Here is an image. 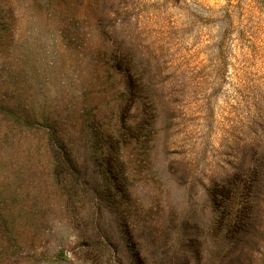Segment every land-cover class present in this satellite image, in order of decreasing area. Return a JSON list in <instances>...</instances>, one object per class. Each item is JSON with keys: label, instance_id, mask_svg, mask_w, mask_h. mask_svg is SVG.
I'll use <instances>...</instances> for the list:
<instances>
[{"label": "rangeland", "instance_id": "obj_1", "mask_svg": "<svg viewBox=\"0 0 264 264\" xmlns=\"http://www.w3.org/2000/svg\"><path fill=\"white\" fill-rule=\"evenodd\" d=\"M9 6L16 41L0 58V82L77 118L76 154L98 188L109 152L103 141L84 144L83 123L112 130L122 186L97 215L110 257L92 236L90 204L37 206L32 194L48 171L19 167V153L11 155L13 166L0 171V210L19 216L26 243L5 241L1 264H264V229L241 253L221 221L229 195L213 191L252 167L256 143L264 144V0H0L7 16ZM115 46L146 58L134 78L160 102L156 128L117 67Z\"/></svg>", "mask_w": 264, "mask_h": 264}, {"label": "trees", "instance_id": "obj_2", "mask_svg": "<svg viewBox=\"0 0 264 264\" xmlns=\"http://www.w3.org/2000/svg\"><path fill=\"white\" fill-rule=\"evenodd\" d=\"M14 25L15 12L12 6L8 7V16L6 11L0 7V58L4 56V52L9 53L16 41ZM123 41H128V38L125 36ZM115 48L114 61H117V67L122 70V76L128 81V85H132V83L135 85L133 92H137L140 96L141 101L144 102V108L152 109L149 114L150 125L156 128L161 120L160 102L153 96L147 100L145 86L137 83L134 78L135 67H141L142 61L146 58L142 55H135L132 58L128 52H122L121 48L118 50L117 46ZM151 69L150 67L149 73H151ZM15 84L16 82L9 78L0 82V88L5 87L10 90L9 93L0 91V114L3 117L0 119V151L6 155L4 158L3 153L0 152V171H5V168L13 166L10 156L15 153H19V167L34 169L36 172L43 169L45 172L48 171L46 172V182L32 194L33 203L45 207L51 213L52 204L66 202L77 205V202L79 204L88 202L89 209L92 211L90 217L95 220L92 236L95 238L97 247L100 246V253L112 257L113 251L107 247L108 245L103 239L97 215L102 211L103 201H110L111 196L115 198L114 194L118 196L121 192L122 184L118 182L114 170L116 161L114 156H119L118 139H115L114 132L109 129H105L102 134L98 133V124H95L94 121L91 122L90 118H85L83 123L84 144L93 145L103 141L102 144L105 147L103 151L109 152L105 177L107 182L105 188L104 186L98 188L92 184L87 172V165L84 164V158L80 160L76 154L77 130L74 131V129L77 127V118L70 120L72 117L70 111L66 116L61 112L48 111L35 101L33 94L27 93L26 86L21 84L15 86ZM259 116L261 117V115ZM5 120L7 122H4ZM102 136L104 137L102 138ZM251 161L252 167L249 166L246 169L243 165L240 166L233 175L222 177L223 183H220L219 187L217 184L213 187L215 193L223 188V191H227L226 193L229 195V201L222 205V209L225 210H220L221 221L226 222L227 233L235 239L241 253L244 251L243 249L253 251L248 244L249 238L252 235L254 237L260 235L264 229L263 223L259 222V218L264 212V144L262 142L256 143ZM36 181L39 182L40 179ZM234 185L241 186L240 192L237 194L233 192L231 194L230 188H233ZM7 188L6 186L2 187L1 192L16 193V197L19 195L16 190ZM233 195L236 202L232 201ZM110 202L112 203V200ZM47 204L48 206H45ZM113 204H115L114 200ZM16 216L17 218L14 212L0 210V246L5 241H10L13 247L20 249L26 243L23 238L24 232L18 229L20 226L19 216L17 214ZM256 218H258V222H255ZM251 229L255 232L254 234L251 233ZM5 255L6 252L0 248V264L5 263L7 259ZM63 255H65L64 250L59 253V256Z\"/></svg>", "mask_w": 264, "mask_h": 264}]
</instances>
